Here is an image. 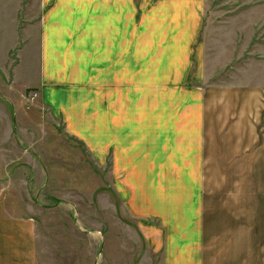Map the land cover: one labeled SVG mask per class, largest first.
Here are the masks:
<instances>
[{"label":"rangeland","instance_id":"rangeland-1","mask_svg":"<svg viewBox=\"0 0 264 264\" xmlns=\"http://www.w3.org/2000/svg\"><path fill=\"white\" fill-rule=\"evenodd\" d=\"M43 2L0 0V264H264V0H121L120 70L48 71L60 100Z\"/></svg>","mask_w":264,"mask_h":264},{"label":"crops","instance_id":"crops-1","mask_svg":"<svg viewBox=\"0 0 264 264\" xmlns=\"http://www.w3.org/2000/svg\"><path fill=\"white\" fill-rule=\"evenodd\" d=\"M79 3L83 4V2H89L94 5L96 9L99 11L102 9L101 14L102 17L99 18L100 25L97 33H89L87 29L83 33L77 35L74 40L76 46L74 49L69 47V45L73 46V38H71V42L69 41V35H72V30H70L69 22L71 23L73 20V0H44L43 2V12L41 17V65L44 73L40 78V81H37L39 92L42 96L43 100H46V95L53 94L56 99L61 98L58 94H60L63 90L69 95V90L57 88L54 90L48 89V84L54 83V81H49L46 79V76H50L48 71H63V70H72L74 71L70 78V87H78L79 82L77 83L76 70L82 71L83 69L88 68V64L95 63L97 64V68L99 69V77L95 80L104 79V75L109 71H114L115 68H119L120 70V62H121V42L122 36H120L119 28L116 30L117 25L119 27V23H121V0H77ZM135 3V0H134ZM183 5L181 6V9ZM184 10V9H182ZM182 16V15H181ZM103 18V19H102ZM103 20V23H101ZM87 22V19L84 18L81 20V23ZM117 23V25H116ZM185 32V31H184ZM190 34L195 31H189ZM127 36V35H126ZM189 37H194L189 36ZM140 51H142V55L144 54L143 50H139L133 57L132 62H138V58L140 57ZM132 55V53H131ZM136 66L132 65L134 68ZM152 70V69H151ZM56 73H53L55 75ZM51 78V76L49 77ZM109 83L115 84L114 81L108 79ZM113 80V79H112ZM49 81V83H47ZM76 81V82H75ZM118 82V80H117ZM116 82V83H117ZM58 86L57 84H55ZM248 86L241 87L240 89L235 90L226 89V95L220 94L219 92H215V95L211 101L210 111L211 113H220L221 110L226 105H232L231 100L236 99L242 100L246 96H248L247 90ZM77 90V88H76ZM220 90V89H218ZM216 90V91H218ZM264 90V88H263ZM262 98V97H261ZM231 99V100H230ZM8 101H12L7 99ZM58 101V100H56ZM207 105V104H206ZM212 106V107H211ZM264 108V106H263ZM239 110V107H236ZM11 112V111H10ZM7 113V112H6ZM11 113H17V109L15 111L12 110ZM173 113H179L178 110ZM243 113V112H242ZM19 224V222H17ZM24 223V222H21ZM25 224V223H24ZM6 227H9L10 224H5ZM233 258L231 261L237 260L238 257H230ZM262 261L264 255H261ZM185 262V260L183 259ZM243 262V259L240 260ZM176 262H181L180 257H177ZM194 263V261H191ZM225 262H228L225 260ZM214 264V263H213ZM224 264V263H223Z\"/></svg>","mask_w":264,"mask_h":264}]
</instances>
